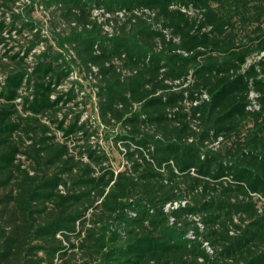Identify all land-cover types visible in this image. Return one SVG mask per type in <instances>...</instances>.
Returning <instances> with one entry per match:
<instances>
[{
  "label": "trees",
  "instance_id": "obj_1",
  "mask_svg": "<svg viewBox=\"0 0 264 264\" xmlns=\"http://www.w3.org/2000/svg\"><path fill=\"white\" fill-rule=\"evenodd\" d=\"M36 1L0 0V264H264V0Z\"/></svg>",
  "mask_w": 264,
  "mask_h": 264
},
{
  "label": "rangeland",
  "instance_id": "obj_2",
  "mask_svg": "<svg viewBox=\"0 0 264 264\" xmlns=\"http://www.w3.org/2000/svg\"><path fill=\"white\" fill-rule=\"evenodd\" d=\"M36 2H35V5H36ZM38 6H40V4H38ZM33 9H36V6H34ZM37 11L33 12V16L36 17V19H39V20L43 21L42 22L43 30L47 33L46 36L50 38L51 37V32H52V27L50 26V24L48 25L47 22H46L47 15L45 13H41V9H37ZM20 39L22 40L23 37H21ZM27 41H28V39H25V40L23 39L24 43H26ZM41 49H44V47L41 48ZM41 49L37 50V52L40 51ZM76 69H78V68H76ZM83 74H84V72H82V74L79 73V76H78V79H77L78 82H80V84L83 83L84 91L87 90L88 92L93 93V90H92L91 86H88V81H87L86 78H84ZM82 93H84V92H82ZM87 110L92 115L93 120L98 123V119H97L98 114H97V111H96L95 107L93 106V103H91V105H89V102H88V106L85 108V111H87ZM100 131H101L100 142H101L103 148L109 154L111 164L117 170L122 169L124 167V158H123L122 150H121L120 146L119 145H115L113 140H111L110 138H107L105 136V131L103 129H101Z\"/></svg>",
  "mask_w": 264,
  "mask_h": 264
},
{
  "label": "built area",
  "instance_id": "obj_3",
  "mask_svg": "<svg viewBox=\"0 0 264 264\" xmlns=\"http://www.w3.org/2000/svg\"><path fill=\"white\" fill-rule=\"evenodd\" d=\"M24 2H31V0H23ZM100 13V11L99 10H97L96 12H95V14L96 15H98ZM123 13H121V15H122ZM107 28V30H110V28H108V26L106 27ZM261 56H264V52L261 54ZM79 71L77 70V69H74L72 72H71V76H70V78L71 79H78V76H79V73H78ZM252 96H255V93H252ZM169 206L170 205H168V208H169ZM209 248V250H211L210 249V247H208Z\"/></svg>",
  "mask_w": 264,
  "mask_h": 264
}]
</instances>
